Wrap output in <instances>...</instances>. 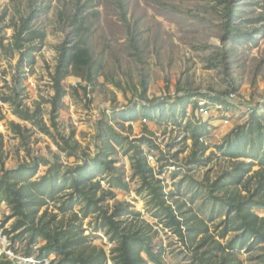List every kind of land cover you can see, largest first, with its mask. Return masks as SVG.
Returning <instances> with one entry per match:
<instances>
[{"label":"rangeland","instance_id":"374dc122","mask_svg":"<svg viewBox=\"0 0 264 264\" xmlns=\"http://www.w3.org/2000/svg\"><path fill=\"white\" fill-rule=\"evenodd\" d=\"M232 2L240 9L231 22L242 32L240 38L226 34L223 0H0L3 43H13L14 25L31 11L36 16L34 25L46 33L41 50L35 53V62L31 66L23 62L19 71L24 77L21 107L30 112L39 108L38 118L50 131L41 132L32 120L21 119L9 102L2 101L1 96L13 94L12 77L18 71V53L9 57L0 45V133L3 141L0 173L34 160L40 163L34 178L45 174L52 163L65 169L73 158L66 157L58 149L62 137L78 142V154L83 150L94 155L100 144L98 132L106 125L129 139L147 134L162 150L161 154L152 152L153 159L149 163L162 179L165 193L175 191L174 199L184 204V217L202 219L214 239L222 243L237 235L238 231L233 230L225 238H219L227 218L226 208L210 196L208 187L232 163L217 145L232 127L245 122L251 115L228 100L223 102L225 114L214 110L210 116L201 117L196 112L194 100L200 94L226 96L235 90L250 98L264 97V0ZM77 11L81 23L73 25H80L92 62L78 72L73 70L62 82L66 92L54 106L51 73L59 45L71 39L72 26L69 25ZM123 14L125 20L121 17ZM78 83L85 86L86 91L76 86ZM143 92L146 94L141 97ZM122 111L137 112L139 117L127 122L119 114ZM255 114L264 120V103L256 107ZM12 123L20 125L21 133L13 130ZM200 124L207 127V133L202 135L209 141L206 146L194 145L193 127ZM70 143H74L72 139ZM204 146L207 148L201 152ZM194 151L197 159H203V164L192 160ZM54 154L60 157H53ZM129 156L130 153L121 147L112 156L116 165L124 168L129 189H114V195L108 197L104 205L111 209L120 203H129L128 209L140 214L128 215L127 221L133 219L137 225L150 226L148 230L154 234L153 248L155 251L162 249L163 262L189 264L193 259L192 244L187 237L180 239L164 228L152 216L150 205H147L148 196L136 191L140 180L132 173ZM41 157L48 162H41ZM256 169L258 166L253 168ZM251 174L238 187L243 195L255 193L256 178ZM224 194V191H216L212 195L221 197ZM59 205L60 201H51L39 214L45 208L48 214L57 213L56 225L64 227L72 223V212H78L79 206L63 213ZM255 210L264 215L262 209ZM11 213L10 206L2 201V260L9 259L16 264H64L56 253L39 257L42 253L39 247L44 241L31 244L27 236L17 238L20 229L10 231L16 216L6 219ZM73 223H80L82 233L87 235V250L103 249L107 263L112 264L117 242L100 228L99 220L91 214L81 221L74 219ZM29 253H32L30 257ZM262 253L263 249L257 246L250 251L241 250L238 258L242 264H259Z\"/></svg>","mask_w":264,"mask_h":264},{"label":"trees","instance_id":"16d2710c","mask_svg":"<svg viewBox=\"0 0 264 264\" xmlns=\"http://www.w3.org/2000/svg\"><path fill=\"white\" fill-rule=\"evenodd\" d=\"M223 1L226 34H235L234 36L240 38L242 32L231 23L240 9L232 0ZM78 15L79 11L72 16L69 25L72 26L71 39L59 45L56 65L51 73L54 106L66 92L62 82L73 73V70L78 72L90 66L92 62L90 49L80 32V25H73L79 21ZM35 17L34 12L31 11L19 24L14 25L13 43H3V37L0 36V45L7 56L12 57L14 53H18V71L12 77L13 94L1 96V99L13 106L14 113L18 117L32 120L41 132L49 133V127L38 118L39 108L30 112L28 108L21 107V83L24 77L19 69L22 70L23 62L30 66L35 62V53L41 50L46 37L45 31L34 25ZM121 17L125 20V14ZM77 85L86 91V87L81 83ZM145 94L143 92L141 97ZM209 99L221 103L228 101L227 96L221 95L209 96ZM119 114L127 122L135 121L139 117L137 112L127 114L122 111ZM250 115L245 122L232 127L223 142L217 145L232 163L230 168L208 187L210 196L221 201L226 208L227 218L218 235L219 238H225L233 230L238 231L237 235L226 240L225 243L214 239V235L202 219L196 216L184 217V204L174 199L175 191L170 190L165 193L162 179L157 177L148 161V155L152 152L162 153L159 146L147 134L129 139L111 125H106L98 132L100 144L94 155L83 150L78 154V142L71 137H62L58 149L64 152L66 157L73 158L71 165L65 169L52 163L45 174L34 178L40 164L39 161L34 160L32 163H21L15 168L2 170L0 203L4 201L11 208L12 213L6 219L16 216L10 231L15 232L20 229L16 237L21 239L27 236L31 244H38L39 240L44 241L39 247V251L42 252L40 258L56 253L60 255L64 264H108L103 249L87 250L85 247L87 235L82 233L80 223H73L74 219L81 221L93 214L99 220L100 228L105 230L111 240L117 242L114 248L116 253L111 258L112 264H165L162 249L155 251L153 248L154 234H150L148 230L150 226L137 225L132 222L133 219L127 221L129 216L139 215V211L128 209L129 203H120L111 209L104 205L108 197L114 195V189L123 191L129 189L124 168L116 165L117 161L112 157L121 147L124 152L130 153L132 173L140 180L136 191L140 194L144 192L148 196L147 205H150L152 216L164 228L169 229L180 239L187 237L192 244L193 259L189 264H242L238 252L244 249L250 251L257 246L263 249L259 264H264V215H259L255 210L264 211V120L255 112ZM12 125L15 132L21 133L19 124L12 123ZM193 132H195L194 145L197 146V143H201L200 136L207 133V127L205 124L196 125L193 127ZM71 139L73 144L70 143ZM206 148L202 147L201 152ZM53 157L60 156L54 154ZM191 157L198 165L204 162L203 159L196 158V151ZM157 159L160 160L158 157ZM40 161L44 163L48 162V159L41 157ZM0 162H3L1 133ZM255 166H258V169L253 170ZM251 172V176L256 178L255 193L243 195L238 187L242 186ZM216 191H224L225 194L221 197L212 195ZM51 201H60L58 209L63 213L72 211L76 205L79 206L78 212H72V223L64 227L56 225L57 213L48 214L47 208L39 214L40 209ZM78 214H81V217ZM31 255L32 253L28 254L29 257ZM0 264L16 263L0 258Z\"/></svg>","mask_w":264,"mask_h":264},{"label":"built area","instance_id":"2783aa9c","mask_svg":"<svg viewBox=\"0 0 264 264\" xmlns=\"http://www.w3.org/2000/svg\"><path fill=\"white\" fill-rule=\"evenodd\" d=\"M76 86H78V85L76 84ZM165 96H166V94L162 95L161 99H163ZM209 96H214V95H208V96L198 95L194 99L195 104H196V112L201 117L210 116L212 114V111H214V110H216L218 112L224 110L223 103L212 102L209 99ZM226 96L228 97V100L231 103L238 105L240 108H242L248 114L254 113L256 107H258L262 103H264V97H257V98L251 97L250 98L249 95L238 92L236 90L228 92V94ZM144 120L146 121V118H144ZM199 141L205 146L209 144V141L204 136H201L199 138ZM150 159H153L152 154L148 155V161H150Z\"/></svg>","mask_w":264,"mask_h":264},{"label":"crops","instance_id":"0c3cea01","mask_svg":"<svg viewBox=\"0 0 264 264\" xmlns=\"http://www.w3.org/2000/svg\"><path fill=\"white\" fill-rule=\"evenodd\" d=\"M221 112H222L223 114H225L224 110H223V111H219V112H217V113L219 114V113H221ZM226 114H228V112H226Z\"/></svg>","mask_w":264,"mask_h":264}]
</instances>
